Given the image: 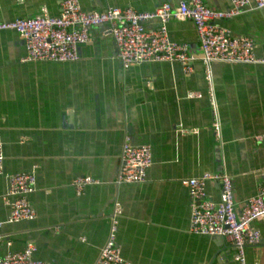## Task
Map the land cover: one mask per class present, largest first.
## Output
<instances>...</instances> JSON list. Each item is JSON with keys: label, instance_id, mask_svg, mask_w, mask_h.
Masks as SVG:
<instances>
[{"label": "crops", "instance_id": "obj_1", "mask_svg": "<svg viewBox=\"0 0 264 264\" xmlns=\"http://www.w3.org/2000/svg\"><path fill=\"white\" fill-rule=\"evenodd\" d=\"M63 0H0V23L33 18L47 9L58 15ZM185 0H80L85 12L109 7L154 11ZM228 11L230 0H204ZM217 24L254 39L264 59V8L247 9ZM161 27L146 23L148 31ZM172 41L196 56L193 72L180 63L126 66L118 59L108 26L91 29L76 62H29L24 41L0 32V126L5 155L0 175V220L11 215L10 178L34 173L29 201L33 221L5 224L4 254L36 246L35 258L51 264H96L106 245L116 206L118 243L133 264H241L233 243L195 235L186 180L228 174L240 212L264 183V64L203 61L195 25L168 24ZM196 94V95H195ZM182 130H186L183 132ZM263 138L261 140L260 138ZM150 146L153 165L145 182L118 183L123 147ZM90 176L82 195L72 187ZM218 202L220 185L210 182ZM254 227L258 245L246 248V264H264V219Z\"/></svg>", "mask_w": 264, "mask_h": 264}, {"label": "built area", "instance_id": "obj_2", "mask_svg": "<svg viewBox=\"0 0 264 264\" xmlns=\"http://www.w3.org/2000/svg\"><path fill=\"white\" fill-rule=\"evenodd\" d=\"M230 1L231 8L225 12L210 9L204 0H185L176 6L165 3L148 12L131 7H109L101 11L85 12L80 0H63L58 15H51L47 9H43L33 18L0 23V32L14 31L19 34L25 43L29 62L66 63L80 59L79 47L90 42L92 28L108 26L117 47V57L124 65L180 63L186 73H192L196 56L191 53L188 44L172 41L168 31L171 21L190 20L199 37L203 61L208 66L213 62L264 64V59L255 52L254 39L236 36L231 30L217 24L219 20L237 17L247 9H263L264 0ZM153 20L160 21L161 27L157 31H148L146 23ZM1 135L0 126V175L4 172L5 161ZM260 139L263 140L262 137ZM152 165V148L134 146L126 138L118 183L145 182ZM210 182L220 185L221 198L218 202L209 198L207 186ZM96 184L99 181L90 176H78L72 181V187L78 195H82L88 186ZM184 184L189 191L191 232L231 241L237 250L235 260L246 264V248L258 245L261 241V233L253 224L264 219V183L259 193L240 212L236 210L234 183L228 174L208 173L200 178L186 180ZM36 186L34 173L16 174L10 178L6 199L9 197L11 200V215L7 221L0 220V264H51L35 258L37 249L32 243L20 252L4 254L2 251L1 230L5 224L36 219L37 213L29 201ZM120 212L121 208L117 205L108 241L96 264H133L123 257L118 243L116 217Z\"/></svg>", "mask_w": 264, "mask_h": 264}]
</instances>
